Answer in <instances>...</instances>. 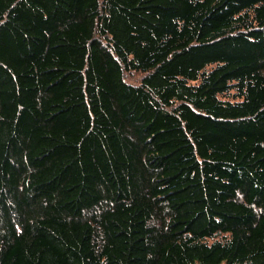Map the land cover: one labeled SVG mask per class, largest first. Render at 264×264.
Segmentation results:
<instances>
[{
	"label": "trees",
	"instance_id": "trees-1",
	"mask_svg": "<svg viewBox=\"0 0 264 264\" xmlns=\"http://www.w3.org/2000/svg\"><path fill=\"white\" fill-rule=\"evenodd\" d=\"M0 264H264V0H0Z\"/></svg>",
	"mask_w": 264,
	"mask_h": 264
},
{
	"label": "rangeland",
	"instance_id": "rangeland-1",
	"mask_svg": "<svg viewBox=\"0 0 264 264\" xmlns=\"http://www.w3.org/2000/svg\"><path fill=\"white\" fill-rule=\"evenodd\" d=\"M137 77V76H136Z\"/></svg>",
	"mask_w": 264,
	"mask_h": 264
}]
</instances>
